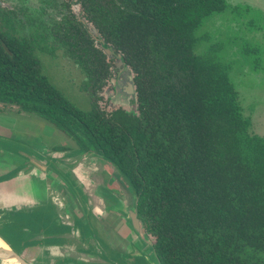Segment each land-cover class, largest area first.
Listing matches in <instances>:
<instances>
[{
	"label": "trees",
	"instance_id": "16d2710c",
	"mask_svg": "<svg viewBox=\"0 0 264 264\" xmlns=\"http://www.w3.org/2000/svg\"><path fill=\"white\" fill-rule=\"evenodd\" d=\"M76 5L92 28L70 1L50 25L26 16L28 28L16 10L0 6V105L40 116L81 152L115 165L139 198L161 264H264V137L251 131L219 46L196 52L197 31L229 11L228 0ZM93 28L134 74L138 115L100 107L114 59L98 47ZM59 51L84 75L89 112L43 74L36 53Z\"/></svg>",
	"mask_w": 264,
	"mask_h": 264
},
{
	"label": "rangeland",
	"instance_id": "374dc122",
	"mask_svg": "<svg viewBox=\"0 0 264 264\" xmlns=\"http://www.w3.org/2000/svg\"><path fill=\"white\" fill-rule=\"evenodd\" d=\"M68 1H70L71 10L80 14L78 5H73L72 0H0L3 6L22 10L23 17L29 16L32 20L39 19L35 16L38 14H46V20L49 18V14L57 11L61 15L65 14L67 12L65 5ZM228 3L232 6L229 11L207 19L197 31V36L201 37V41L196 48V52L203 53L213 44L219 46L221 59L231 65V80L238 91V98L244 114L252 120L251 131L264 137V0H228ZM38 9H41L42 13ZM33 10L37 12L34 13ZM61 15L58 14V17ZM1 26L2 22L0 21ZM36 55L41 62L43 74L47 76L51 85L78 109L89 112L92 103L90 96L80 89L84 75L79 67L65 57L62 51H59L55 56L42 52H38ZM117 63L118 59H114V67ZM113 70H117V68ZM108 87L100 93L99 105L101 108L107 111L126 108L124 109L126 112L138 115V106L132 100L125 102L124 105L119 103L109 104L107 99L112 91L109 92ZM0 108L7 109L5 111L7 113H12V117L0 122V125L8 124L5 126L8 128H0H3L0 135L6 140L13 139V144L17 145L16 147L20 152L27 153L30 149H33V146H36L35 149L37 150L38 145L43 147V144H54L61 147V151H58V153L61 152L65 156L81 157L83 152H81L76 141L47 120L34 113L23 112L18 109L10 111L9 108H15L13 105H0ZM11 144V142H4V145ZM4 153L3 150H0V157ZM122 177L127 185L131 187L129 181L123 175ZM13 188H16V186ZM62 197L64 198L63 210L57 209L55 206H47L46 213L49 220L58 218L55 220L56 223H60L59 226L62 229H69L64 226L66 224L65 218L62 216L64 212V214H70L74 217L76 225L86 223L92 234L95 235L94 246L100 249L101 254L96 253L100 257L85 254L82 251L85 247L78 242L76 244L59 242L62 243L61 247L63 249L65 245H74L73 247L78 249L74 252L65 251L64 249L65 252H61V256L64 255L63 257H53L49 248H47L49 251L43 257L41 251H44V247H49L50 243L43 242L40 244L37 241L22 243L21 230L15 228L17 224L14 226L13 223L9 224L10 228L8 230H6L5 224L0 225L1 236L11 239L12 235L11 245L13 249L29 264H48L52 259L55 261L54 264H117L116 262L129 260H123V253L117 248L121 249L120 247L125 246L124 236L129 234V228L125 227L123 221L110 217L112 221L108 220L106 222L107 226H111L114 230V235L118 232V235L112 237L113 243L107 242L99 234L100 231L97 230L99 229V223L92 217L89 218V211L85 205L80 203L79 198L70 197L67 194ZM74 198L76 202H74ZM75 203L78 204L77 207L74 206ZM108 214L113 216L110 211H108ZM82 216H84L83 221L85 222H82ZM110 234L112 236V233ZM145 237L150 240L147 234H145ZM152 261H154V257L149 256V252H147L145 256H141L135 262L139 264H156Z\"/></svg>",
	"mask_w": 264,
	"mask_h": 264
},
{
	"label": "crops",
	"instance_id": "0c3cea01",
	"mask_svg": "<svg viewBox=\"0 0 264 264\" xmlns=\"http://www.w3.org/2000/svg\"><path fill=\"white\" fill-rule=\"evenodd\" d=\"M15 109L17 108H9L10 111ZM5 111L7 109L0 108V122L12 117V113ZM6 125L8 124H1L0 128ZM3 138L0 135V150L5 152L0 157V225L5 224L8 230L9 224L13 223L14 226L17 224L15 228L21 230L22 243L31 241L40 244L50 243L49 247H44V251H41L43 257L49 250L53 257L61 256L64 249L74 252L78 250L73 247L74 245L65 244H76V242L85 247L82 250L85 254L93 256L97 255L96 253L101 254L100 249L94 246L95 235L86 223L77 224L81 230L78 239L75 238L77 225L72 215L64 212L62 214L66 221L64 226L69 229H62L60 223L55 221L58 218L49 220L46 213L47 206L51 205L63 210L62 196L66 194L79 198L80 203L86 206L89 218L97 220L99 223L97 230L107 242L113 243L112 237L118 235V232L114 235L112 227L106 224L111 220L110 217L123 221L125 227L129 228L125 214L134 206V193L110 161L93 153H82L80 158L65 156L61 152L58 153L61 147L54 144H43V147L38 145L37 150L36 146H33V149L27 153L20 152L17 145L13 144V139ZM4 142L12 144L4 145ZM14 186L16 188H13ZM74 202H76L75 198ZM74 206L77 207L78 204L75 203ZM108 211L113 216H109ZM81 218L82 222H85L84 216ZM128 232L129 234L124 236L125 246L120 247L121 249L117 248L123 253L122 259L129 260L116 262L117 264H128L132 261L133 264H139L135 261L140 257L129 254L133 253L132 245L141 248L130 228ZM5 239L12 244V235L11 239L7 237ZM59 242H66L64 249ZM97 256L100 257L99 254ZM54 263L52 259L48 264Z\"/></svg>",
	"mask_w": 264,
	"mask_h": 264
},
{
	"label": "water",
	"instance_id": "95a60500",
	"mask_svg": "<svg viewBox=\"0 0 264 264\" xmlns=\"http://www.w3.org/2000/svg\"><path fill=\"white\" fill-rule=\"evenodd\" d=\"M75 14H76V18L79 21H81L87 29L92 28V25L90 23H87V21L82 19L79 16V14L77 13ZM90 34L94 37L98 47H100L103 50V52L106 54L109 60L112 58L118 59L117 68H120V70L116 78L114 77L110 78V82L113 85L114 90L113 93L108 96L107 101L109 102V104L111 103L112 105H114V103H119L124 105L125 102L132 100L134 103L138 105V95L136 92V86L134 82V74L132 73L130 67L126 63L124 55L121 53L116 54L114 48L106 43V41L101 37V35L96 29L94 28L91 29ZM120 77L125 78V80L120 79ZM134 109L136 110V108ZM133 195L135 199L134 206L132 209H129L125 214V220L127 221V224L131 230L132 235L136 239L139 246H141L140 247L141 249L132 245L131 247L133 253L129 255H132L133 257L134 255L141 257V256H145V254L149 252V256L152 255V258L154 257V261L152 262L156 264H161L158 255L155 251L153 243L148 238L145 237L146 233L144 230V224L138 215L139 198L135 194ZM80 231H81L80 227H78L77 225L75 229V234H76L75 238L78 239L80 238L81 235ZM0 240L8 247L9 255H11L15 260L14 264H29L13 249L12 245L1 235H0ZM0 264H8V263H3L0 261ZM128 264H133V261Z\"/></svg>",
	"mask_w": 264,
	"mask_h": 264
},
{
	"label": "flooded vegetation",
	"instance_id": "af4514ba",
	"mask_svg": "<svg viewBox=\"0 0 264 264\" xmlns=\"http://www.w3.org/2000/svg\"><path fill=\"white\" fill-rule=\"evenodd\" d=\"M72 3H73V5H76V0H72ZM0 6L2 7V8H7V9H11V10H16V12L19 14V20H21L22 21V23L24 22L26 25H27V28H28V21H27V18H25V16L23 17V12H22V10H17V9H15V7H11V8H9V7H5V6H3L2 4H1V2H0ZM72 8V7H71ZM42 9V8H41ZM41 9H38V11H42ZM32 12H34V13H36L37 11L36 10H33ZM42 13V12H41ZM46 13V12H45ZM58 14L59 15H61L58 11L57 12H55V13H53V14H49V18L46 20V14L45 15H40V14H38V15H35L37 18H39V19H37V20H34L33 19V21L35 22V24L36 25H39V26H46V25H50L51 24V22L53 21V19H59L60 17H58ZM30 16H32L31 14H29ZM34 15L32 16V17H35ZM42 17V18H41ZM41 18V19H40ZM31 19V18H30ZM43 28V27H42ZM26 31H28V30H26ZM113 59H116V58H113ZM117 68V64H116V66L113 68V69H116ZM119 70H120V68H117V70H113L114 71V75L113 76H111V77H114V78H116L117 77V74H118V72H119ZM110 77V78H111ZM120 79H122V80H125V78H123V77H120ZM109 86V87H108ZM106 87H108V91L109 92H111V93H113V85L111 84V82H110V79L108 80V83H107V86ZM105 87V88H106ZM104 88V89H105ZM108 92V93H109ZM138 106V105H137ZM15 107V106H14ZM15 108H17V107H15ZM138 108V107H137ZM18 109V108H17ZM123 109V108H122ZM19 110V109H18ZM124 110V109H123ZM125 111V110H124ZM0 235H1V233H0ZM2 237H3V235H2Z\"/></svg>",
	"mask_w": 264,
	"mask_h": 264
},
{
	"label": "bare ground",
	"instance_id": "6f19581e",
	"mask_svg": "<svg viewBox=\"0 0 264 264\" xmlns=\"http://www.w3.org/2000/svg\"><path fill=\"white\" fill-rule=\"evenodd\" d=\"M0 261L3 263L14 264V258L9 255L8 247L0 240Z\"/></svg>",
	"mask_w": 264,
	"mask_h": 264
}]
</instances>
